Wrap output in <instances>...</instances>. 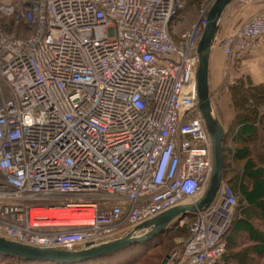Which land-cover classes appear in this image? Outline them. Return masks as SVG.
I'll use <instances>...</instances> for the list:
<instances>
[{"label": "built area", "instance_id": "1", "mask_svg": "<svg viewBox=\"0 0 264 264\" xmlns=\"http://www.w3.org/2000/svg\"><path fill=\"white\" fill-rule=\"evenodd\" d=\"M183 4H0L1 236L61 249L99 245L202 195L213 166L196 94L207 8L178 41L172 21ZM259 42L262 13L220 47L231 58ZM236 205L223 183L170 264L218 262Z\"/></svg>", "mask_w": 264, "mask_h": 264}, {"label": "trees", "instance_id": "2", "mask_svg": "<svg viewBox=\"0 0 264 264\" xmlns=\"http://www.w3.org/2000/svg\"><path fill=\"white\" fill-rule=\"evenodd\" d=\"M7 1L0 0V4ZM183 1L184 7L172 23L192 27L208 0ZM245 52L236 56L240 57ZM229 90L234 93L230 104L234 108V117L226 130L223 179H227L236 194L237 205L227 234L225 253L215 264H264V82L257 84L252 81L245 86V78L239 77L234 79ZM227 143H230L231 162L227 160ZM257 148L261 150L257 152ZM230 164L233 166L231 171L235 167L239 170L227 178ZM173 230L171 226L166 232ZM162 236L81 261L34 260L0 252V264H162L163 255L150 252L161 246Z\"/></svg>", "mask_w": 264, "mask_h": 264}, {"label": "water", "instance_id": "3", "mask_svg": "<svg viewBox=\"0 0 264 264\" xmlns=\"http://www.w3.org/2000/svg\"><path fill=\"white\" fill-rule=\"evenodd\" d=\"M233 0H213L206 8V17L202 38L197 47V103L203 122H205L210 137L212 138V172L202 196L191 202L179 204L167 209L150 220L137 226L136 234L124 235L121 238L109 242L94 245L90 242L77 249H61L56 247H41L30 244L19 243L0 235V252L7 256H18L28 259L74 261L93 259L104 256L109 252L123 249V247L138 242L150 240L159 234L165 233L172 226L173 221H180L187 216H194L199 211L206 210L218 196L223 184V170L225 160L224 143L226 140V129L223 123L216 117L212 107V94L210 93V58L212 48L216 43L217 32L220 27V19L225 9ZM140 232V233H139ZM142 232V233H141ZM168 255L162 264L169 262Z\"/></svg>", "mask_w": 264, "mask_h": 264}, {"label": "crops", "instance_id": "4", "mask_svg": "<svg viewBox=\"0 0 264 264\" xmlns=\"http://www.w3.org/2000/svg\"><path fill=\"white\" fill-rule=\"evenodd\" d=\"M213 0H208L206 8ZM264 10V0H233L225 9L220 19V27L217 32L216 43L212 48L210 58V92L219 94L228 90L227 85L234 80L233 76H237L238 72L248 69L250 78L254 83L264 82V43L259 42L253 50L246 51L243 55L233 58L227 57L220 47L221 42L229 35L234 29L242 26L248 20L261 13ZM199 19V17H198ZM197 21V20H196ZM236 56V57H235ZM237 59V66L232 61ZM232 63V64H231ZM212 107L218 119L223 123L227 130L234 114L231 113L229 101L225 102L223 99L214 101L212 99ZM233 112V111H232Z\"/></svg>", "mask_w": 264, "mask_h": 264}, {"label": "rangeland", "instance_id": "5", "mask_svg": "<svg viewBox=\"0 0 264 264\" xmlns=\"http://www.w3.org/2000/svg\"><path fill=\"white\" fill-rule=\"evenodd\" d=\"M183 7H184V4H183ZM260 12L262 14H264V10H262ZM172 27H173L172 28V33H171L172 34V37L175 40H178V41H179V39L181 40V37H180L181 36V33H184L187 30L191 29V26H188V25L185 26L184 24H178L176 22L173 24ZM231 58H233V57H231ZM236 62H237L236 59H234L232 61V63L235 66H237ZM248 72H249L248 69H244L241 72H238L236 77L233 76L234 77L233 79L236 80L239 77H244L245 78V86H247L248 84H250L253 81L252 78H250ZM233 82H234V80H232L231 83H229V86L227 85L228 90L223 91L220 94L218 92V95L216 93H214V91H211L210 93L212 95L215 94L214 97H213V100L216 102V101H218L220 99H223L225 102H228L229 101V105H230L232 103V101H233V94L234 93L232 92L233 90L232 91L229 90V87L232 85ZM230 110H231V113L234 114V108L231 107ZM215 115L218 118L217 114H215ZM226 147H227V150H228L230 148V143L229 144L227 143V146ZM260 150H261L260 148L259 149L257 148V152L260 151ZM227 160L231 162V157H230L229 150H228V158H227ZM228 168H229V171H227V173H226V174H228L227 175V178L230 177V176H233L239 170L238 167H235V169H234L235 172L234 171H231V169H233V166L231 164H230V167H228ZM223 183L228 184L227 179H226V181H223ZM193 217L194 216H187V217L183 218L182 219L184 221L183 223L181 222L182 220H180V221H173L171 224H172V227L175 230L170 231V232L168 231L166 233H162L161 235H163V236L161 237V242H160L161 243V246L152 249L150 252L151 253H154V254L163 255V257L166 259V257H167L166 255H168V254L171 255L172 252L181 250L183 244L187 240V236H188L189 231H190L189 226L191 224V221H192ZM185 229L187 230V232H186ZM167 264H170V262H168Z\"/></svg>", "mask_w": 264, "mask_h": 264}, {"label": "bare ground", "instance_id": "6", "mask_svg": "<svg viewBox=\"0 0 264 264\" xmlns=\"http://www.w3.org/2000/svg\"><path fill=\"white\" fill-rule=\"evenodd\" d=\"M50 214L55 215L53 212H51ZM67 216H69V217H78L79 215L71 213V214H69Z\"/></svg>", "mask_w": 264, "mask_h": 264}, {"label": "flooded vegetation", "instance_id": "7", "mask_svg": "<svg viewBox=\"0 0 264 264\" xmlns=\"http://www.w3.org/2000/svg\"><path fill=\"white\" fill-rule=\"evenodd\" d=\"M202 195H200L197 199H199Z\"/></svg>", "mask_w": 264, "mask_h": 264}]
</instances>
